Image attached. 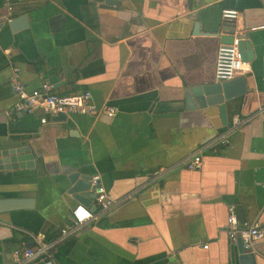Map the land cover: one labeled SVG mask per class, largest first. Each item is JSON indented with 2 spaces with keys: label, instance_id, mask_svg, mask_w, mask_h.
I'll use <instances>...</instances> for the list:
<instances>
[{
  "label": "crops",
  "instance_id": "1",
  "mask_svg": "<svg viewBox=\"0 0 264 264\" xmlns=\"http://www.w3.org/2000/svg\"><path fill=\"white\" fill-rule=\"evenodd\" d=\"M13 5L11 24L0 18V147L29 148L34 165L0 170V264L42 241L57 242L50 257L20 264H238L228 209L240 222H264V0ZM224 9L238 13L233 34L250 71L236 78L246 91L202 107L189 90L217 83ZM13 68L27 91L47 82L66 99L90 92L97 110L115 114L42 125V110H15ZM235 116L245 122L227 133ZM226 133L229 143L218 145ZM198 151L202 167L188 171ZM73 172L96 179L112 206L101 211L92 200L93 219L71 231ZM251 253L264 264V241Z\"/></svg>",
  "mask_w": 264,
  "mask_h": 264
},
{
  "label": "built area",
  "instance_id": "2",
  "mask_svg": "<svg viewBox=\"0 0 264 264\" xmlns=\"http://www.w3.org/2000/svg\"><path fill=\"white\" fill-rule=\"evenodd\" d=\"M5 12L0 17L2 24H9L14 19L13 0H4ZM238 16L237 11L224 9L221 13L222 21L232 23ZM241 38L234 37L231 44H221L218 46L215 58L214 78L216 82L230 81L241 74L250 71L249 63L244 60L240 49ZM19 70L13 68L9 77V85L16 97L15 110L25 114H32L37 110H42L40 123L45 125L47 117H56L58 115H69L73 113L83 115H97L102 113L108 117L115 114L113 109L99 111L89 101L91 98L90 92H84L82 95L74 99L62 98L54 93L53 86L47 82L41 84L39 89L27 91L22 84L19 76ZM245 122L241 117L235 116L232 118L227 133L232 132ZM227 133L221 136L218 145H227L229 138ZM188 171H199L202 167V152H196L192 158L185 164ZM92 185H98L95 189V205L101 211H107L112 202L108 199L105 190L96 179H93ZM83 209V212L80 210ZM86 213V214H85ZM71 231L83 226L86 222L93 219V214L83 205H77L71 210ZM70 231V232H71ZM230 241L240 240L244 252H251L255 244L264 241V222L252 221L240 222L232 207L228 209L226 227L224 229ZM69 230H62V237L68 235ZM57 242H39L37 247H17L12 253V260L15 264L21 262H31L41 258H49L50 251ZM207 248V246H204Z\"/></svg>",
  "mask_w": 264,
  "mask_h": 264
},
{
  "label": "water",
  "instance_id": "3",
  "mask_svg": "<svg viewBox=\"0 0 264 264\" xmlns=\"http://www.w3.org/2000/svg\"><path fill=\"white\" fill-rule=\"evenodd\" d=\"M11 24V23H9ZM194 32L198 33V23L194 26ZM214 35L220 37L221 44H231L234 38L232 23L222 21L219 30L214 32ZM246 91L245 84L242 78H235L230 81L217 82L210 86H199L189 90L200 106L216 103L222 105L225 101L232 100ZM58 119L65 120V115L56 116ZM33 155L29 148L21 147L17 144H7L0 147V170H15L19 168L33 167ZM98 185H92L89 176L78 172L70 173L67 177V192L74 196L78 205H83L93 214L96 207H90L92 200L95 199L94 193ZM238 264H256V257L253 253H246L242 249L240 240ZM38 264H51L49 260H44Z\"/></svg>",
  "mask_w": 264,
  "mask_h": 264
},
{
  "label": "clouds",
  "instance_id": "4",
  "mask_svg": "<svg viewBox=\"0 0 264 264\" xmlns=\"http://www.w3.org/2000/svg\"><path fill=\"white\" fill-rule=\"evenodd\" d=\"M81 212H83V209L80 210ZM86 214V213H85Z\"/></svg>",
  "mask_w": 264,
  "mask_h": 264
}]
</instances>
